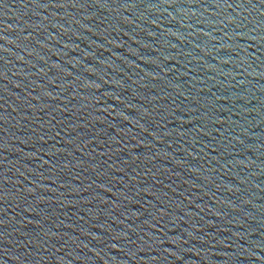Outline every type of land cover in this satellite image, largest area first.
Instances as JSON below:
<instances>
[{
  "label": "water",
  "instance_id": "obj_1",
  "mask_svg": "<svg viewBox=\"0 0 264 264\" xmlns=\"http://www.w3.org/2000/svg\"><path fill=\"white\" fill-rule=\"evenodd\" d=\"M0 264H264V0H0Z\"/></svg>",
  "mask_w": 264,
  "mask_h": 264
}]
</instances>
